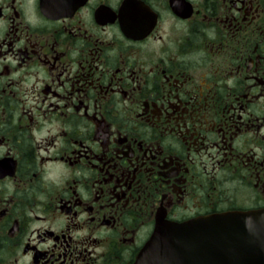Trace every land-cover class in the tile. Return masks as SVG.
<instances>
[{
    "label": "flooded vegetation",
    "instance_id": "1",
    "mask_svg": "<svg viewBox=\"0 0 264 264\" xmlns=\"http://www.w3.org/2000/svg\"><path fill=\"white\" fill-rule=\"evenodd\" d=\"M261 209L264 0H0V264H134L160 221Z\"/></svg>",
    "mask_w": 264,
    "mask_h": 264
},
{
    "label": "water",
    "instance_id": "2",
    "mask_svg": "<svg viewBox=\"0 0 264 264\" xmlns=\"http://www.w3.org/2000/svg\"><path fill=\"white\" fill-rule=\"evenodd\" d=\"M235 214L205 218L188 236L180 225L159 223L135 264H161L163 250L178 248L198 250V264H264V210Z\"/></svg>",
    "mask_w": 264,
    "mask_h": 264
}]
</instances>
